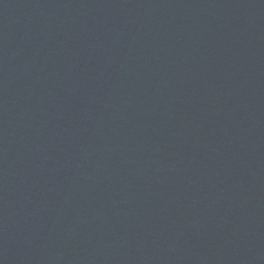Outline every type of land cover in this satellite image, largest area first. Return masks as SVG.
<instances>
[{
    "label": "water",
    "instance_id": "95a60500",
    "mask_svg": "<svg viewBox=\"0 0 264 264\" xmlns=\"http://www.w3.org/2000/svg\"><path fill=\"white\" fill-rule=\"evenodd\" d=\"M0 264H264V0H16Z\"/></svg>",
    "mask_w": 264,
    "mask_h": 264
}]
</instances>
